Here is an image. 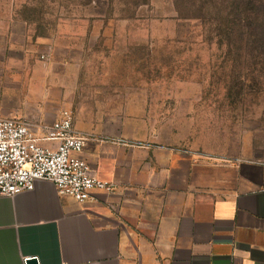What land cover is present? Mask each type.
<instances>
[{"label":"rangeland","instance_id":"1","mask_svg":"<svg viewBox=\"0 0 264 264\" xmlns=\"http://www.w3.org/2000/svg\"><path fill=\"white\" fill-rule=\"evenodd\" d=\"M254 12L240 28L232 0H0V41L17 43L13 79L0 63L1 97L13 95L0 117L46 125L68 110L199 153L264 148V8Z\"/></svg>","mask_w":264,"mask_h":264},{"label":"crops","instance_id":"2","mask_svg":"<svg viewBox=\"0 0 264 264\" xmlns=\"http://www.w3.org/2000/svg\"><path fill=\"white\" fill-rule=\"evenodd\" d=\"M16 47L0 41L7 79ZM74 125L88 137L79 156L116 189L79 202L38 180L1 197L0 264H264V166L256 163L264 148L250 141L214 155L145 135L127 119Z\"/></svg>","mask_w":264,"mask_h":264},{"label":"built area","instance_id":"3","mask_svg":"<svg viewBox=\"0 0 264 264\" xmlns=\"http://www.w3.org/2000/svg\"><path fill=\"white\" fill-rule=\"evenodd\" d=\"M37 127L25 118L0 117V198L33 190L38 180L52 182L61 196L79 202L91 198L94 189H116L114 182L100 178L90 163L79 156L88 137L76 129L71 111L66 110L52 124L43 125L42 136L37 134ZM256 163L264 166V156Z\"/></svg>","mask_w":264,"mask_h":264},{"label":"trees","instance_id":"4","mask_svg":"<svg viewBox=\"0 0 264 264\" xmlns=\"http://www.w3.org/2000/svg\"><path fill=\"white\" fill-rule=\"evenodd\" d=\"M232 8L240 15L238 22L240 28H250L256 20L251 15L257 14V12L252 13V11L256 8L262 10L264 8V0H232Z\"/></svg>","mask_w":264,"mask_h":264},{"label":"water","instance_id":"5","mask_svg":"<svg viewBox=\"0 0 264 264\" xmlns=\"http://www.w3.org/2000/svg\"><path fill=\"white\" fill-rule=\"evenodd\" d=\"M28 264H38V261L36 258H30L29 260H27Z\"/></svg>","mask_w":264,"mask_h":264}]
</instances>
